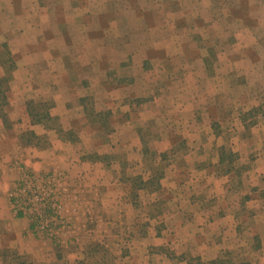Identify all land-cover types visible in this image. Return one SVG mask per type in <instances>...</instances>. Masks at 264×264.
<instances>
[{
  "label": "crops",
  "instance_id": "obj_1",
  "mask_svg": "<svg viewBox=\"0 0 264 264\" xmlns=\"http://www.w3.org/2000/svg\"><path fill=\"white\" fill-rule=\"evenodd\" d=\"M232 1L193 24L217 48L156 64L152 85L110 88L104 108L116 145L92 142L83 96L49 93L57 129L33 122L29 94L10 87L7 120L48 141L21 144L0 117L10 140L0 151V264H264V3L252 0L248 15ZM7 72L0 66V77ZM26 169L68 176L72 226L59 246L11 211Z\"/></svg>",
  "mask_w": 264,
  "mask_h": 264
},
{
  "label": "rangeland",
  "instance_id": "obj_2",
  "mask_svg": "<svg viewBox=\"0 0 264 264\" xmlns=\"http://www.w3.org/2000/svg\"><path fill=\"white\" fill-rule=\"evenodd\" d=\"M237 1L249 15L252 0ZM209 2L213 4L210 10L204 7ZM221 2L226 3L224 8L234 1L0 0V66L9 71L0 77L2 129L12 127L14 131L9 133L17 135L21 144H46V137H33L17 122L7 120L5 94L12 86L14 92L25 90L29 112L44 120L41 124L58 128L60 121L51 115L54 102L49 93L58 90L68 96L70 91L73 96H83L85 113L93 120L86 123L95 134L92 142L111 140L116 145V137H108L113 126L104 108L107 95L115 90L110 88L125 83L135 87V81L145 79L152 85L158 75L153 72L156 64L179 66L193 48L204 49L208 44L217 48V42H208L207 38L203 43L204 31L193 24L201 25L205 16L223 14ZM214 59L207 58L210 62ZM100 71L103 73L97 87L91 86V78L100 76ZM140 100L133 102L139 106ZM94 101L101 110L98 114L93 112ZM47 113L55 120H47ZM81 124L78 122V127ZM84 134L88 144V134ZM1 137L0 151L10 146L9 138Z\"/></svg>",
  "mask_w": 264,
  "mask_h": 264
},
{
  "label": "built area",
  "instance_id": "obj_3",
  "mask_svg": "<svg viewBox=\"0 0 264 264\" xmlns=\"http://www.w3.org/2000/svg\"><path fill=\"white\" fill-rule=\"evenodd\" d=\"M68 187L69 179L62 172L26 169L13 183L11 211L28 220L32 235L59 246L62 233L72 226L71 219L63 213Z\"/></svg>",
  "mask_w": 264,
  "mask_h": 264
},
{
  "label": "trees",
  "instance_id": "obj_4",
  "mask_svg": "<svg viewBox=\"0 0 264 264\" xmlns=\"http://www.w3.org/2000/svg\"><path fill=\"white\" fill-rule=\"evenodd\" d=\"M31 114V116L33 117V122H35V123H41V122H43L44 120H42V119H39V117L37 118V114H33L32 112L30 113ZM45 116L47 117V120H52V121H54L55 120V118H52V116H50V115H48V113L47 114H45ZM3 117H5V115L3 114ZM60 128V126L58 125V128L57 129H59ZM27 133V132H26ZM30 133V135H32L33 137H36V138H38V136H35V134L33 133V132H29ZM25 134V133H24ZM42 138H44V137H42ZM42 138H39L38 140H40V139H42Z\"/></svg>",
  "mask_w": 264,
  "mask_h": 264
}]
</instances>
